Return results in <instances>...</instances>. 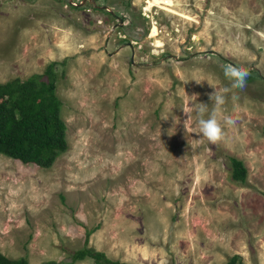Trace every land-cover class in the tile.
Masks as SVG:
<instances>
[{"label":"rangeland","instance_id":"rangeland-1","mask_svg":"<svg viewBox=\"0 0 264 264\" xmlns=\"http://www.w3.org/2000/svg\"><path fill=\"white\" fill-rule=\"evenodd\" d=\"M79 1L0 0V82L60 61L67 142L48 167L0 153V252L67 260L93 227L86 245L126 263L264 264V0ZM229 64L260 77L224 94L212 144L183 108L207 119Z\"/></svg>","mask_w":264,"mask_h":264},{"label":"trees","instance_id":"trees-1","mask_svg":"<svg viewBox=\"0 0 264 264\" xmlns=\"http://www.w3.org/2000/svg\"><path fill=\"white\" fill-rule=\"evenodd\" d=\"M84 4L93 7L97 6V1H86ZM212 54L222 62L227 61L217 52ZM57 63L61 62L50 60L41 72L30 73L24 78L14 76L0 82V153L23 163L48 167L55 156L65 150V125L60 116V100L55 94ZM245 69L249 73L247 79L260 77L256 68ZM228 159L232 179L243 181L245 167L242 161L232 156ZM92 229H85L82 245L70 251L67 260L49 259L44 264H71L84 258H89L90 264H134L111 259L103 251L87 246V236ZM0 264L30 263L24 256L10 258L0 252ZM222 264L243 262L238 254L233 253Z\"/></svg>","mask_w":264,"mask_h":264},{"label":"clouds","instance_id":"clouds-1","mask_svg":"<svg viewBox=\"0 0 264 264\" xmlns=\"http://www.w3.org/2000/svg\"><path fill=\"white\" fill-rule=\"evenodd\" d=\"M224 75L231 82L230 88H223L220 91H217L214 88V91L209 94V99L211 103L214 104L212 111L207 119L204 118V114L208 112V106L204 103H196L191 107L183 108V112L187 116V119H190L192 116V110H195L197 116L198 124V135L202 139H206L208 142L215 144L221 139H223V128L221 122L218 119V114L221 106L225 103L224 94L228 93L232 89H241L243 90L246 87L247 78L249 76L248 71L243 67L233 66L231 64L224 66ZM187 83V82H186ZM196 83L200 84L201 81L196 80ZM225 123L231 125L235 121L230 117H225Z\"/></svg>","mask_w":264,"mask_h":264},{"label":"bare ground","instance_id":"bare-ground-1","mask_svg":"<svg viewBox=\"0 0 264 264\" xmlns=\"http://www.w3.org/2000/svg\"><path fill=\"white\" fill-rule=\"evenodd\" d=\"M149 3H150V6H158V5H160L161 3H166V4H170L171 3V1H169V0H166V1H162V0H149ZM155 29L156 28H153V30H152V33L154 34L155 33Z\"/></svg>","mask_w":264,"mask_h":264},{"label":"water","instance_id":"water-1","mask_svg":"<svg viewBox=\"0 0 264 264\" xmlns=\"http://www.w3.org/2000/svg\"><path fill=\"white\" fill-rule=\"evenodd\" d=\"M84 0H80L79 2H77V4H80V3H82ZM75 5H76V3H75Z\"/></svg>","mask_w":264,"mask_h":264}]
</instances>
